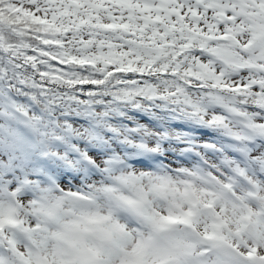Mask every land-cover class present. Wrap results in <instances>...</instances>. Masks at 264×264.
Wrapping results in <instances>:
<instances>
[{
  "label": "snow or ice",
  "instance_id": "obj_1",
  "mask_svg": "<svg viewBox=\"0 0 264 264\" xmlns=\"http://www.w3.org/2000/svg\"><path fill=\"white\" fill-rule=\"evenodd\" d=\"M0 120V264H264V0H0Z\"/></svg>",
  "mask_w": 264,
  "mask_h": 264
},
{
  "label": "clouds",
  "instance_id": "obj_2",
  "mask_svg": "<svg viewBox=\"0 0 264 264\" xmlns=\"http://www.w3.org/2000/svg\"><path fill=\"white\" fill-rule=\"evenodd\" d=\"M9 129H13L18 136L24 140L34 139L30 130L23 125H17L14 122L7 120H0V141L11 142L13 140V137L9 134ZM92 158L96 160L97 164L102 165L106 156L97 157L96 155H93ZM30 160L31 162L39 163L42 167L47 168L49 173L55 177L60 187L65 188V190H74L75 187L81 183L80 178L84 175L82 171L63 166L62 162H51L46 160L40 156L39 151L33 152L30 156ZM89 176L93 182H99L103 179V177L95 171H90ZM27 198L29 197H25V199Z\"/></svg>",
  "mask_w": 264,
  "mask_h": 264
},
{
  "label": "rangeland",
  "instance_id": "obj_3",
  "mask_svg": "<svg viewBox=\"0 0 264 264\" xmlns=\"http://www.w3.org/2000/svg\"><path fill=\"white\" fill-rule=\"evenodd\" d=\"M125 115L123 116H118L114 118V123H120L123 125H126L128 127H135L137 123L140 124H147L149 126H154L157 122L147 113L144 112H140L134 109H125ZM151 117V118H150ZM172 128L176 129V130H183V131H188L187 126L181 125L178 122H172L170 125ZM160 130V129H157ZM116 142V143H114ZM168 145L167 143L165 144V148L167 149ZM112 148H114L117 151H125L126 149L124 148V146L120 145L118 141H114L112 143ZM90 151H103L102 149H94V150H90ZM161 159H163V157H161Z\"/></svg>",
  "mask_w": 264,
  "mask_h": 264
},
{
  "label": "trees",
  "instance_id": "obj_4",
  "mask_svg": "<svg viewBox=\"0 0 264 264\" xmlns=\"http://www.w3.org/2000/svg\"><path fill=\"white\" fill-rule=\"evenodd\" d=\"M151 118V117H150ZM86 123V121H83V120H78V124H85ZM108 135L109 136H111V133H108ZM115 141V140H114ZM112 143H113V141H112ZM114 143H116V142H114Z\"/></svg>",
  "mask_w": 264,
  "mask_h": 264
}]
</instances>
